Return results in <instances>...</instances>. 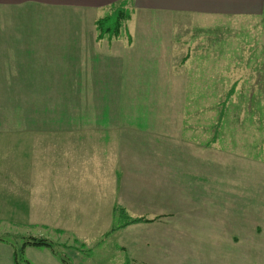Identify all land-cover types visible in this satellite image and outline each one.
Segmentation results:
<instances>
[{
    "label": "crops",
    "instance_id": "1",
    "mask_svg": "<svg viewBox=\"0 0 264 264\" xmlns=\"http://www.w3.org/2000/svg\"><path fill=\"white\" fill-rule=\"evenodd\" d=\"M121 6L130 17L119 36L98 38L95 21ZM175 13L262 17L264 0H0V96H75L89 106L96 104L94 97L102 103L111 97L107 104L118 111V123H37V160L52 156L53 145L60 147L45 173L37 169V224L76 239L108 236L125 255L147 264H264V187L257 201H248L253 175L237 173L218 155L208 153L204 162L201 149L168 152L164 146L155 152L152 140H158L149 136V123L138 124L137 109L131 116L140 126L119 120L126 121L129 112L122 111L139 96L170 100L186 92V75L173 71L172 28L157 20ZM9 110L5 121L14 112ZM162 127L165 138L178 140L166 133L173 128ZM217 168L228 170L226 182L237 201L224 208L209 203L188 208L177 194L196 180L195 186L205 178L217 182L212 170ZM23 171L17 174L24 178ZM6 172L13 177L11 168ZM200 186L195 194L204 199ZM18 190L0 186V223L20 216L9 210ZM242 194L247 200L238 199ZM115 206L132 215L165 216L158 224L113 229ZM169 242L176 245L172 251L166 249ZM10 245L0 237V264H17ZM28 247L37 264H64L48 247Z\"/></svg>",
    "mask_w": 264,
    "mask_h": 264
},
{
    "label": "rangeland",
    "instance_id": "2",
    "mask_svg": "<svg viewBox=\"0 0 264 264\" xmlns=\"http://www.w3.org/2000/svg\"><path fill=\"white\" fill-rule=\"evenodd\" d=\"M157 20L172 28L173 71L186 75L187 90L184 95L170 97V100L164 95L139 96L136 103L132 102L128 110L122 111L129 114L126 121L120 118V122L135 123V126L149 123V136L158 140H152L157 153L164 151V146L168 147V152H184L195 148L201 149L203 155L199 154V157H205L204 162L207 161L208 153L224 158L223 163L231 164V169L237 173H246L247 177L253 175L248 183L252 199L248 201H257V190L264 187V171L258 170L264 167V15L239 19L175 13ZM152 35L155 37L154 33ZM2 97L0 109L5 110L0 111V186L7 184L11 189H19L16 193L11 192L15 194L11 196L14 203L10 204L9 210L21 214L16 218L19 222L14 219L0 223V237L11 243L19 259L37 264V254L28 246L23 251H20V247L27 236H42L51 240L59 257L68 264H125L126 260L131 264H147L125 255L108 236L92 235L87 239H76L72 234H62L52 228L45 229L46 225L37 224V169L45 173L50 168L48 159L57 156V149L60 148L53 145L55 150L52 156L48 154L37 160V123H118L116 105L111 102L107 104L111 97L104 102L106 104L97 102L100 97H94L96 104L90 106L75 96H4L8 101ZM11 99L20 101L13 104ZM136 109L138 124L131 116ZM8 110L14 112L11 113V120L5 121L4 113ZM21 114L25 122L19 118ZM162 125L173 128L166 133L176 136L178 140L165 138ZM167 141L171 143H164ZM211 150L215 152H209ZM209 160L213 161L211 158ZM215 162L218 163L217 160ZM9 167L13 177L6 174L7 170L10 171ZM23 168L24 178L22 174H17V169ZM212 170L217 173V182L211 184L205 178V181H199V185L195 186L196 180L193 185L186 186L187 191L177 196L189 202V206L209 203L215 208L221 205L224 208L229 202L237 201V197L231 194L234 189L226 182L228 170ZM200 185L204 187V199L195 194L200 191ZM192 188L194 192L190 193ZM238 199L247 200V196L242 194ZM125 210L127 215L122 217V221L139 216ZM140 216L153 219L150 222L158 224L161 222L157 221L165 215ZM23 222L26 224H21ZM116 225L113 224V227ZM208 226L211 229L215 227L212 222ZM156 229L159 236L166 237V234ZM174 242L179 246L183 244L177 240ZM166 246L172 251L176 245L169 242ZM185 246L193 247L186 243ZM257 247L256 244L255 249ZM184 257H189L188 253Z\"/></svg>",
    "mask_w": 264,
    "mask_h": 264
},
{
    "label": "trees",
    "instance_id": "3",
    "mask_svg": "<svg viewBox=\"0 0 264 264\" xmlns=\"http://www.w3.org/2000/svg\"><path fill=\"white\" fill-rule=\"evenodd\" d=\"M120 6V5H119ZM112 14V15H111ZM111 16L107 15L104 17H100L95 21V27L97 30V37L102 38L104 36H112V34H118L121 30V27L125 20H127L130 17V14L128 12V9H124L122 6L121 7H115L112 9ZM114 217L118 220V224L113 227V229H117L120 227L127 226L132 223H138V222H150L153 219H146L145 217L142 216H133L128 218L125 221H122V217L126 216V210L121 207V206H115L114 211H113ZM121 220V222H119ZM26 246H46L50 248L53 251V254H55L59 260L64 262L65 264H68L67 261L64 259L60 258L57 252L54 249L53 243L51 242L50 239L42 236H27L24 239V242L22 246L20 247V251L24 249ZM14 252V261L17 264H29L27 261H21L19 259V256L16 252L15 249H13ZM125 264H131L130 261L126 260Z\"/></svg>",
    "mask_w": 264,
    "mask_h": 264
}]
</instances>
